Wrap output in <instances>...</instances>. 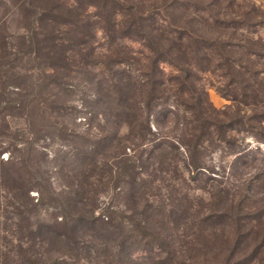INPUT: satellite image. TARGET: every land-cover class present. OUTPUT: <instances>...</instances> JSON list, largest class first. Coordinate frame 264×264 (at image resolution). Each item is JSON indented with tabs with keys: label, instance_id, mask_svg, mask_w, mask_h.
Instances as JSON below:
<instances>
[{
	"label": "rangeland",
	"instance_id": "obj_1",
	"mask_svg": "<svg viewBox=\"0 0 264 264\" xmlns=\"http://www.w3.org/2000/svg\"><path fill=\"white\" fill-rule=\"evenodd\" d=\"M154 1L134 3L143 11L142 17L152 14L147 8H155L154 12L169 15L175 24L210 26L212 20L206 21L199 11L205 5L219 17H226L229 24L223 39L230 43L226 46L228 57L221 59L210 52L201 59L188 56L181 60L188 69L184 74L189 83L181 92L176 83L181 70L168 62L157 63L156 75L162 84L145 110L150 125L145 134L147 143L128 139L126 146L116 149L119 158L112 162L110 156L97 151L101 155L94 163L109 159L114 178L100 184L96 180L99 175L92 177L93 185L100 184L93 197L94 213L119 237H127L118 226L139 214L128 199L127 165L133 161L140 165V171H147V167L155 171L149 164L154 157L152 147L194 131L188 98L196 95L209 111L216 112V127L209 128L210 135L201 149L203 173L182 183L183 190L194 198L214 188L220 193L216 197L222 195L226 200V207L241 203L255 227L264 230V0H173L167 1L170 9L166 11L154 7ZM132 10L135 8L116 2L103 4L101 0H0V54L5 55L0 58L7 75L0 86V169L28 188L27 196L20 194L23 209L15 216L9 188L0 182V264L8 260L5 251L14 258L18 245L27 246L31 238L33 245L39 244L37 224H51L60 218L61 190L74 181V173L78 174L76 180L82 179V159H90L95 142L114 131L103 114L106 98L99 90L108 88L112 94L111 82L117 76L133 84L143 80L148 71L152 52L145 31H135L140 27V13L132 15ZM160 24L166 30L168 24ZM153 25L158 26L156 21ZM224 133L225 138L221 137ZM174 155L179 169L184 170L180 153ZM95 171L99 167L95 166ZM204 206L201 203L193 214ZM21 214L22 221L18 219ZM155 241H147L146 246L139 240L135 246L141 251ZM179 243L170 247L178 248ZM120 253L118 258H125L122 249ZM73 259L66 261L74 264ZM135 261L196 263L178 253L170 263L140 257ZM114 264L132 263L119 259Z\"/></svg>",
	"mask_w": 264,
	"mask_h": 264
},
{
	"label": "trees",
	"instance_id": "obj_2",
	"mask_svg": "<svg viewBox=\"0 0 264 264\" xmlns=\"http://www.w3.org/2000/svg\"><path fill=\"white\" fill-rule=\"evenodd\" d=\"M101 1L103 4L116 2L129 9L135 8L131 11L132 15H135V12L140 13L137 20L140 27L135 31H145L143 34L146 35L152 52L148 57V71L143 80H136L133 84L124 76H117L111 82L112 94L106 91L108 88L99 90L102 97L106 98L103 114L109 118L114 131L104 134L95 142L89 151L90 159H82V179L76 180L78 174L74 173V181H69L61 190L63 199L60 203V218H55L51 224H37L39 244L33 245L31 238L27 246L18 245L12 254L14 258L9 257L11 255L5 251L3 254L8 260L3 264H68L66 260L73 258L74 264H114L119 259L138 264L135 261L138 257L147 261L153 259L156 263H170L177 253L180 257L194 258L195 264H264V230L255 227L251 221L253 218L241 203L234 204L232 208L226 207V200L222 195L220 198L216 197L220 193L214 188H211V191L207 189L203 196L190 198L187 190H183L181 185L197 179L196 175L203 173L205 166L201 159V149L210 135L209 128L216 127V112L209 111L200 96L188 98L194 131L187 134L189 136H184L185 138L181 136L179 139H173L174 141L159 142L152 147L154 157H151L153 160L148 163L155 167L152 168L154 172L149 167L147 171H140V165L133 161L127 165L130 170L126 182L129 186L128 199L133 205L132 209L139 213L136 218L129 217L126 225L122 222L118 226L117 229L127 237H119L110 230V225L105 226L107 222L95 215L93 197L98 192L96 186L103 184L106 178H114L109 159H101L97 165L94 163L97 162L96 157L103 153L110 156L111 162L117 160L119 154L115 152L116 149L126 146L128 139L133 137L142 144L147 143L145 134L150 131V125L146 111L162 84L156 75L157 63L168 62L183 72L182 74L178 71L176 78L178 92H181L182 86L189 85L184 74L188 69L181 60H186L188 56L201 59L210 52L225 59L228 57L225 55L226 46L230 44L223 39V30L229 24L228 20L213 13L209 5L203 6L199 11L202 17L206 16V21L207 18L212 20L210 26L186 22L175 24L169 15L165 17L166 15L154 12L155 8H147V12L152 14L142 17L143 11L136 9L138 6L134 0ZM167 1L174 2L156 0L154 7H162V10L166 11L170 9V3ZM148 18L150 22L147 23ZM155 21L160 28L153 25ZM162 22L168 24L166 30L161 27ZM0 55L2 59L5 56ZM2 59L0 58V86L7 76ZM97 96L100 99V95ZM221 137L225 138V133ZM98 150H101V153H97ZM175 153H180V163L184 170L179 169ZM95 166L99 167V171H95ZM96 174L100 176L96 179L100 184L93 185L95 180L92 177H96ZM0 182L3 186H8L13 199L10 201L14 208L12 212L15 216L19 215L23 209L19 201L20 194L27 196L28 188L19 185L18 180L5 174L2 169ZM201 203L205 204L204 208L193 214ZM211 205L218 209H213ZM18 219L22 221V214ZM14 226L20 228L17 222ZM153 238L156 240L154 245L138 251L139 247L135 245L139 240L149 246L147 241ZM179 240L181 243L178 248L170 247L175 246ZM121 249L125 258H118ZM132 250L137 253L133 255ZM96 260L102 262L95 263Z\"/></svg>",
	"mask_w": 264,
	"mask_h": 264
}]
</instances>
